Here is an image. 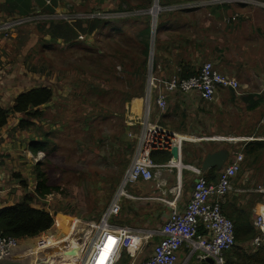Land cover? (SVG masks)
Listing matches in <instances>:
<instances>
[{
  "label": "rangeland",
  "instance_id": "rangeland-1",
  "mask_svg": "<svg viewBox=\"0 0 264 264\" xmlns=\"http://www.w3.org/2000/svg\"><path fill=\"white\" fill-rule=\"evenodd\" d=\"M239 5H228L229 11L220 9L217 27L242 24L245 37H251L250 49L247 38L237 47L234 43V49L228 55L231 69L228 75L237 78L240 88L237 93L233 91L235 96L230 90L221 91L216 94L213 101L204 103V112L199 121H205L210 127L206 126L203 132L195 134L192 129H188V133L174 131L178 135L186 134L195 139L183 141L182 146L189 150L193 151L194 148L188 144L198 145L196 148L203 147L206 151L228 148L231 145L235 146L234 143L242 141L245 137H257L252 135L264 133V101L258 108L250 110L247 103L241 99V95L246 92L264 91V76L260 77V74H264V57L259 54L257 37L259 29L255 24L256 20H264V11L249 4L244 5L251 6V9L241 10ZM62 7L60 12L65 15H84L100 9L104 12L102 18L107 20L117 14H124L119 7L129 10V6L123 3V0H108L101 8L96 7L93 0H63ZM200 7L201 10L194 14V18L198 17L199 26H202L200 23L203 22V27H206L208 25L206 8ZM152 8L153 6L149 13L153 25ZM129 13L127 14L130 15ZM161 13L162 6L158 16ZM226 21L231 22L226 24ZM109 22L112 23L113 20ZM159 24H162L161 31H158ZM141 27L143 25L135 24L131 28V34ZM107 30L108 27H101L87 38L80 39L79 41L88 45L86 49L69 46L67 43L64 45L58 43L52 50L45 48L44 43L49 37H45L37 25H27L9 36H0V81L7 83L19 80L21 89L43 85L55 92L52 101L40 108L42 116L29 118L35 123L26 131L25 138H22L25 144H28V150L32 141H45L46 148L36 154L28 153L30 160L23 168V173L16 171L21 177L11 176V180L5 182V194L8 196L3 193L0 197L15 198L19 195L21 200L28 193H34L38 171L46 172L50 184L60 185L66 189L62 194L56 193L47 200L36 201L57 214L55 225L46 234L34 239L31 246H28L29 239L22 240L20 246L14 249L7 259L19 253L17 251L21 248L25 255L23 259L25 264H34L36 259L37 264H78L95 235L107 207L123 189L125 176L136 152V135L140 134L142 124L148 117L146 102L151 82L157 76L170 75L176 63L170 57H167L166 61L159 54L163 22L158 18L154 25V45L145 77L142 73H134L131 62L126 59L127 53L110 42ZM170 42L171 36L166 43ZM215 45L219 43L216 41L209 43L211 49ZM208 61L212 62L210 54L204 58L195 57L197 70L199 71ZM187 62L178 63L176 71L181 69L182 63ZM221 64L226 66L224 59L221 60ZM167 65L171 67L170 71H167ZM219 71L224 74L223 71ZM244 84H250V88L244 89ZM144 87L143 95L132 96ZM152 97L151 110L154 114V109L157 111L159 109L154 106V92ZM167 106L169 109V101ZM153 114L151 112L149 115L152 121L155 118ZM173 124L175 125V122ZM128 142H135L132 153L127 147ZM193 154L191 160L202 156L201 151L197 149ZM36 160L39 162L33 165ZM165 170H162V176ZM244 172L243 166L239 175L243 177ZM263 179L264 163L257 162L246 182L254 187L253 191L261 203H264V197L256 192V189ZM22 180L27 182L28 187L24 182L21 184ZM125 187L126 190L129 186ZM125 198L128 197L122 196L121 200ZM113 241V236L107 239L100 250L101 255L109 253L111 248L106 246ZM240 247L245 249L246 246ZM104 248L108 250L104 251ZM185 255L187 256V252ZM195 261L193 258L191 264H196Z\"/></svg>",
  "mask_w": 264,
  "mask_h": 264
},
{
  "label": "crops",
  "instance_id": "crops-1",
  "mask_svg": "<svg viewBox=\"0 0 264 264\" xmlns=\"http://www.w3.org/2000/svg\"><path fill=\"white\" fill-rule=\"evenodd\" d=\"M4 2L5 0H0V22L12 17L1 10V6ZM231 4H240L239 8H241V10L251 9V6H246L249 4L264 11V0H163V4L161 5V21L163 22V30L161 34L162 44L159 46V54L166 61L167 57H170L172 61L176 63L174 69L171 71V67L167 65L166 69L167 71H170V74L176 71L178 63L190 61L193 65L198 66L195 62V57L201 56L204 58L208 54H210L215 68L223 71L224 74L226 73L227 75L231 73L228 55L233 51L234 43H236L237 47L239 43L248 38V46L249 49L251 48V37H245V30L243 29L242 24H230L229 26L224 25L223 28L217 27L219 23L218 19L220 17V9H228L227 6ZM200 6H205L206 8V18L208 24L206 27H203V22L200 23L202 26H199L198 17L194 18V14L201 10ZM217 6H219V8H215L214 10L209 9ZM60 9H63L62 4H59L57 7V13H61ZM231 21H226V24H229ZM255 24L258 25L259 29V33L257 32V37L259 38V54L264 57V20H256ZM252 34L254 35V33ZM170 36L171 42L169 44L166 42ZM215 41L218 42L219 45H215L211 49L209 43ZM222 59L225 60L226 66L221 64ZM261 76H264V74H260V77ZM20 84L19 80H11L7 83L0 81V104L5 109L11 111V107L13 106L17 96L23 91L30 89H21ZM243 88L249 89L250 84H244ZM227 90L231 91V89L220 87L217 93ZM168 101L169 109L167 106L166 111L162 112L154 109V114L152 111L153 117H155V122H158L160 125L178 133H188V129H192L196 134L203 132L206 126L210 127V124H206L205 121H199L202 118L204 103L206 102L201 100L196 93L184 94L175 92L169 96ZM25 118H27V116L23 113H11L7 124L0 128L1 197L3 196V193H6L5 182L7 180H11V176L13 178L12 173L16 171L23 173V168L27 165V161L30 160L28 153L32 154L31 151L28 150V144H25V140L22 139L25 138L28 128L21 130L18 127L20 120ZM173 122H175V125ZM252 136H257L253 138H264V133H258ZM247 143L248 142L245 141H239L238 143H234L235 146L231 145L226 148L228 150V161L226 163L233 160L238 153H245L244 148ZM187 144L188 143H186L185 146H187ZM188 146L193 148L199 147L195 144H188ZM184 148L188 149L187 147L182 146V163H184ZM219 149H212L210 152H214ZM21 156H24V158L22 159ZM244 156L245 157L241 166V169L244 166V176L242 177L239 175L241 172L240 170L237 176L232 179L234 187L239 188V186H242L241 189L244 191H233L227 194L222 200L224 213L236 224H242V226L247 224L254 225L255 217L261 212L262 204L258 200L256 193L253 191L254 187H251L250 184L247 183V180L249 174L253 172V166L255 163H264V155H262L260 159H252L246 154H244ZM38 162L39 160H36L35 163H32L33 165H36ZM192 165L198 166V161H195ZM175 170H165L163 172V176L156 180H140L137 183L128 184L129 187L126 186L125 188L128 187L126 190L133 197L121 200V211L119 215L112 219L115 224L130 225L142 238H148L147 246L143 254L140 255L139 261L151 254L155 243L162 237V226L165 224L172 210V207L163 199L173 201L175 199L176 191L178 190V172ZM184 171L187 183L185 186L182 185L183 190L181 197H179L176 202L180 209L184 208L188 203L192 194L194 182L197 180V175L192 172V170L184 168ZM220 171L221 170L217 172V180L220 176ZM181 172L183 173V169ZM29 194L35 195V193ZM5 196L8 195L5 194ZM1 197L0 210L11 203H17L23 199L22 198L20 200L19 195L15 198H12L14 197L12 196L10 198L4 197V199H1ZM107 205H109V203ZM33 240L34 239L28 240V246L32 245ZM115 241L116 239L114 238L113 243L106 246L107 248H111L109 249V253H102L103 255H101L99 251L94 260V264H104L108 261V259H110ZM107 250L108 249L104 248V251ZM17 252L19 253H15L10 258L4 260V262H0V264H25L23 260L25 255L22 253V249L20 248ZM186 252L187 250L185 247L179 251L178 264H182L183 261H185ZM34 264H37V259ZM208 264L211 263L209 262Z\"/></svg>",
  "mask_w": 264,
  "mask_h": 264
},
{
  "label": "built area",
  "instance_id": "built-area-1",
  "mask_svg": "<svg viewBox=\"0 0 264 264\" xmlns=\"http://www.w3.org/2000/svg\"><path fill=\"white\" fill-rule=\"evenodd\" d=\"M50 3V1H47ZM104 12L100 9L84 15H65L57 13L58 18L73 19L80 18H102ZM44 17L38 11L28 16H16L0 22V36H9L18 29L27 25L37 24ZM86 36H80L84 39ZM180 69L165 77V74L157 76L151 82L149 94H156L154 106L164 112L167 109V102L171 94L196 93L205 102L213 101L220 87L234 89L237 93L240 83L237 78L223 74L210 62L202 65L200 71L193 76L181 77ZM148 95V94H147ZM152 98L148 97L146 102L147 119L142 124V130L137 136V147L131 166L125 176V185L137 183L140 180L151 181L161 178L162 170L173 171L177 169L179 181L173 201L163 199L172 207V210L162 226V237L155 243L151 254L139 261L143 254L147 239L142 238L128 224H115L111 220L119 215L121 211L122 196L133 197L127 190H123L115 196L110 206L100 220L98 229L86 248L78 264H94L96 255L105 245L107 239L113 236L116 241L111 251L107 264H118L123 254L130 255L128 264H178L179 251L183 247L187 250V256L182 264H191L196 259V264L207 262L213 259V264H226V253L236 245L235 222L228 217L222 208L224 197L233 192H243L241 188H235L232 179L241 170L244 154L238 153L233 160L226 163L220 171L216 182H209L202 167L191 164H183L181 161L173 162L172 158L168 163H155L152 153L157 150H168L178 145L182 150V143L186 139L178 137V134L152 121L149 115L152 112ZM253 137H245L242 141L250 142ZM264 139V138H263ZM236 139H234L235 141ZM188 168L197 175L193 191L188 203L180 209L176 202L182 194V169ZM182 181V182H181ZM256 192L264 197V179ZM264 202V201H263ZM261 212L255 217L254 226L258 235L247 245L250 252H254L264 243V203ZM21 241L12 236L0 233V261L6 259L12 251L20 246Z\"/></svg>",
  "mask_w": 264,
  "mask_h": 264
},
{
  "label": "trees",
  "instance_id": "trees-1",
  "mask_svg": "<svg viewBox=\"0 0 264 264\" xmlns=\"http://www.w3.org/2000/svg\"><path fill=\"white\" fill-rule=\"evenodd\" d=\"M47 1H50L48 3ZM96 7L101 8L108 0H93ZM63 0H5L1 6V10L6 12L9 16H28L36 11L43 15L37 24L43 35L48 36L49 40L44 43L45 48L54 49L59 44H69V46L88 48V45L79 41L80 36H89L97 31L99 28L108 27L107 35L111 43L119 50H124L127 55L126 59L131 62V68L135 74L142 73L145 77L148 60L151 57V37L152 24L150 8L153 6L154 0H123V3L129 6V10H123L119 7L121 13L117 14L110 20L106 18H80L73 19L58 18L57 7L62 4ZM160 5L163 0H159ZM217 7L209 9L214 10ZM129 11L133 13H129ZM129 13L130 15H128ZM16 15V16H15ZM161 21V15L158 16ZM141 24L143 27L136 29L134 34H131V28ZM162 24L158 25V31H161ZM118 38V40L116 39ZM157 36L155 38V43ZM136 55V57H135ZM139 59L141 60L139 62ZM179 75L183 78L196 75L198 68L192 62L182 63ZM115 68V63H114ZM233 95V89H231ZM145 87L140 92H136L133 97L143 95ZM55 97V92L48 86H33L32 88L20 93L11 111L5 109L0 104V128L7 124L11 113H23L27 118L20 120L18 127L23 129H30L35 123L29 118H38L42 116L41 107L48 104ZM241 99L247 103L250 110L258 108L264 101V91L262 93H245L241 95ZM126 137V136H125ZM127 138V137H126ZM45 141H32L30 144V151L38 153L40 150L46 148ZM127 147L131 153L134 152L135 142H128ZM201 151L202 156L198 159L191 160L194 150ZM194 150L184 149L183 162L185 164H193L198 161V166L201 167L206 155L211 150L205 148L194 147ZM243 154H246L252 159H260L264 155V141L252 140L248 142L244 148ZM152 159L155 163H167L171 160V152L168 150H157L152 153ZM196 166V165H195ZM216 167H212L204 171V175L209 182L217 181ZM20 173H13V178H20ZM183 186L187 181L185 178V171H183ZM28 187L25 180L21 181ZM182 186V187H183ZM66 189L60 185L49 183V178L44 171H38V181L36 183L34 193H29L19 202L11 203L0 210V233L6 236H12L19 241L26 239H37L46 234L55 225L57 214L38 204L37 200H47L56 193L62 194ZM236 245L226 253V264H264V243L254 252L247 249L248 243L258 235V230L253 224H236ZM240 245L246 246L245 249ZM130 255L123 254L120 264H128ZM205 263V262H203ZM205 264H208L207 262Z\"/></svg>",
  "mask_w": 264,
  "mask_h": 264
},
{
  "label": "water",
  "instance_id": "water-1",
  "mask_svg": "<svg viewBox=\"0 0 264 264\" xmlns=\"http://www.w3.org/2000/svg\"><path fill=\"white\" fill-rule=\"evenodd\" d=\"M154 5L153 8L151 9V13L153 15V25H152V37H151V53H152V48L154 45V25H156V21L158 18V13L161 10V6L159 5V0H154ZM160 6V7H159ZM158 7V8H157ZM171 154L174 158L173 162L181 161L182 160V155L181 151L178 145H175L171 149ZM228 161V150L226 148H221L217 151L210 152L206 155L202 162V169L208 170L212 167H216L218 170H221L226 162ZM125 181V180H124ZM208 261L213 264V259H208Z\"/></svg>",
  "mask_w": 264,
  "mask_h": 264
},
{
  "label": "bare ground",
  "instance_id": "bare-ground-1",
  "mask_svg": "<svg viewBox=\"0 0 264 264\" xmlns=\"http://www.w3.org/2000/svg\"><path fill=\"white\" fill-rule=\"evenodd\" d=\"M92 12H93V11H92ZM92 12H88V13H92ZM205 63H206V62H205ZM210 63H212V62H210ZM212 64H213V63H212ZM213 65H214V64H213ZM201 67H202V66H201ZM214 67H215V66H214ZM229 89H231V88H229ZM233 90H234V89H233ZM234 91H235V90H234ZM152 95H153V94H151V95L148 94V95H147V98H148V97L153 98ZM155 95H156V94H155ZM210 102H211V101H210ZM165 111H166V110H165ZM178 137H184V138H186V139H192V138H193L192 136L189 137V136H186V135H178ZM231 139H232V138H231ZM256 139H259V140L264 141L263 138H256ZM244 141H245V140H244ZM170 152H171V151H170ZM171 156H172V154H171ZM172 158H173V156H172ZM172 158H171V159H172ZM173 159H174V158H173ZM168 162H169V161H168ZM168 162H167V163H168ZM181 162H182V160H181ZM183 164H184V163H183ZM198 167H200V166H198ZM175 169H176V168H175ZM175 169H174V170H175ZM203 170H204V169H203ZM124 183H125V181H124ZM126 185H127V184H126ZM126 185L124 184V185H123V188H124ZM121 190H123V189H121ZM192 191H193V190H192ZM109 206H110V205H109ZM261 209H262V206H261ZM147 243H148V241H147ZM147 243H146V246H147ZM180 250H181V249H180ZM6 259H7V258H6ZM6 259H4V260H6ZM4 260H2V261H4ZM2 261H0V262H2ZM118 264H119V263H118Z\"/></svg>",
  "mask_w": 264,
  "mask_h": 264
}]
</instances>
